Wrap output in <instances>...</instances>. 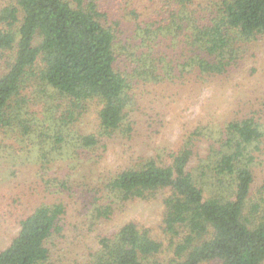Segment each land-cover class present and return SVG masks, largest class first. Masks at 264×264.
<instances>
[{"label": "trees", "instance_id": "1", "mask_svg": "<svg viewBox=\"0 0 264 264\" xmlns=\"http://www.w3.org/2000/svg\"><path fill=\"white\" fill-rule=\"evenodd\" d=\"M113 2L124 5L139 37L135 48L123 44ZM259 45L264 0H16L1 7L0 53L12 56L0 75V217L15 216L18 232L0 249V264H263L264 207L250 198L264 103L240 98L220 130L197 127L176 145L153 140L159 125L145 118L158 105L228 81ZM92 104L97 130L83 133L77 125ZM112 143L128 160L95 184L93 218L108 222L128 202L161 201L167 248L129 220L70 260L55 241L71 226L70 211L75 218V198H87L58 163L77 151L92 158ZM163 251L171 256L163 259Z\"/></svg>", "mask_w": 264, "mask_h": 264}, {"label": "rangeland", "instance_id": "2", "mask_svg": "<svg viewBox=\"0 0 264 264\" xmlns=\"http://www.w3.org/2000/svg\"><path fill=\"white\" fill-rule=\"evenodd\" d=\"M15 3L16 0H0V8ZM109 7L113 9V19L117 23L121 21V29L125 34L123 44L127 40L135 48L139 37L136 36L135 28L130 23L128 15H124V5L113 2ZM141 11L144 15L143 19H147V14L143 9ZM11 56L12 52L9 51L0 53V75L6 71L5 59ZM249 97H253L254 100L259 99V103H264V47L261 45L248 50L240 68L228 78V81L226 80L223 84H206L192 94L181 96L176 104L174 102L172 105H158L159 109H152L145 118L149 119L151 115L159 125V130L153 140L156 139L161 145H176L179 139L197 127L208 128L213 132L220 130L221 126L232 119L234 109L236 105H239V99ZM185 99H189L190 104H184ZM97 111L98 105L92 104L87 107L81 122L77 125L81 132L90 134L97 130ZM144 135H148V129ZM140 142H148V139H144L143 136ZM206 146V144L202 145V154H205ZM260 147V151L252 153L255 158L251 165L254 173V188L250 200L251 203H259L264 207V140ZM123 150L122 145L112 143L110 149L105 152L102 148L96 150L92 158H88L90 155L81 157L80 151H77L73 160L66 159L58 163L59 173L65 175L70 171V181L77 188L76 192L84 194L87 198L77 197L75 201L79 204L73 202L75 218L71 215L73 211H70L71 226L66 227L63 239L55 241L59 255H66L70 260L82 259L89 252V248L97 246L99 237L113 233L121 224L129 220L137 221L142 227L150 230L153 237L163 241L164 249L167 248L168 239L160 223L164 209L161 201L128 202L123 212L117 210L115 217L108 222L95 219L91 214L95 205H98L97 199L93 197L99 195L92 194L95 184L101 186L99 180L113 176L126 166L125 159L128 160V155L123 153ZM131 153L133 152L129 150V154ZM79 163L80 166H78ZM87 215H90L89 219ZM0 218V249H4L9 245L12 237L17 234L18 226L15 216ZM170 256L171 254L163 251L161 257L168 259ZM202 264L217 263L209 261Z\"/></svg>", "mask_w": 264, "mask_h": 264}]
</instances>
